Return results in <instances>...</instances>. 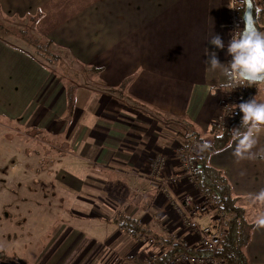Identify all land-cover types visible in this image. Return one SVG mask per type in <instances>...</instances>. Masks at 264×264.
<instances>
[{
	"label": "crops",
	"instance_id": "obj_1",
	"mask_svg": "<svg viewBox=\"0 0 264 264\" xmlns=\"http://www.w3.org/2000/svg\"><path fill=\"white\" fill-rule=\"evenodd\" d=\"M227 6V0H0L7 17L41 14L40 34L68 49L82 67L99 71L89 73L84 83L68 84L0 41V116L34 131L38 143L58 153L64 164L49 180V193L59 191L79 202L82 208L72 211L74 217L95 218L104 232L105 226H117L95 240L61 223L31 264H100L105 257V264H144L163 253V246L149 237L137 239L122 230L118 216L160 238L197 246L183 224L182 199L204 197L184 174L180 157L186 141L178 135L179 126L155 112L183 119L206 137L220 121L227 95L221 85L227 78L222 68L211 70L208 60L212 53L225 67L231 60ZM259 25L264 32V18ZM216 34L224 49L209 43ZM70 85L75 87L71 115ZM249 89L252 99L264 103V84ZM253 138L257 143L243 158L234 154V140L209 162L244 201H261L264 192V131ZM49 204L52 196L44 203ZM39 215L52 218V211L41 214L40 209ZM197 221L210 224L207 216ZM6 257L0 253V264H30L16 257L5 262Z\"/></svg>",
	"mask_w": 264,
	"mask_h": 264
},
{
	"label": "trees",
	"instance_id": "obj_2",
	"mask_svg": "<svg viewBox=\"0 0 264 264\" xmlns=\"http://www.w3.org/2000/svg\"><path fill=\"white\" fill-rule=\"evenodd\" d=\"M253 5V16L256 27L263 20L264 10H260V4L264 0H249ZM246 0H242V15L246 10ZM41 20V14L37 16H6L0 12V41L8 46L17 49L34 59L45 69L60 76L63 81L84 83L87 75L92 72H99L96 68H85L79 65L71 52L47 37L39 33L37 27ZM127 84L124 83L123 87ZM73 89L67 90L70 114L75 109L74 85ZM255 86V85H253ZM123 87L121 96H123ZM119 94V95H120ZM252 100V90L246 84L239 95L240 103ZM156 117L164 122L178 125V135L182 136L186 142L195 144L198 148L196 158L197 170L193 174V181L203 197L216 200L217 214H223V226L225 236L220 243L217 258L223 264H251L247 254V248L252 242L255 225L248 221L246 208L243 206L244 200L234 195L232 186L224 172L213 168L210 165V158L214 154L226 151L234 142L233 129L239 128L242 122L243 113L239 106L234 117L227 118L222 124H215L209 136L204 137L196 134L190 125L183 119H177L164 113H156ZM247 131V127L240 129ZM120 228L137 239L149 237L158 245L163 246L164 251L160 256L151 257L150 264H169L180 254L190 256H206L205 250L189 249L185 250L182 243H175L165 238L156 236L150 228L141 227L138 223L130 220L129 217L118 216L116 221ZM22 264V261H19Z\"/></svg>",
	"mask_w": 264,
	"mask_h": 264
},
{
	"label": "rangeland",
	"instance_id": "obj_3",
	"mask_svg": "<svg viewBox=\"0 0 264 264\" xmlns=\"http://www.w3.org/2000/svg\"><path fill=\"white\" fill-rule=\"evenodd\" d=\"M260 7V10H264L263 4H260ZM228 18L231 29L229 14ZM229 37L230 34L227 44ZM2 118L0 116V212H2V216L0 213V253L6 254L5 262H11L10 259L16 257L31 264L33 259L35 260L36 256L48 246L51 234L52 239L57 236L55 230L61 223L62 226L66 224L81 229L85 234L92 235L95 240L97 237H104L117 227L105 226L104 232L95 218L91 222H85L74 217L72 211H81L82 205L79 202L68 199L59 191L49 193V180L54 177L56 169L64 164L59 163L58 153L54 152L50 145L38 143L34 138V131ZM40 161L43 165H39ZM40 166L41 169L37 172ZM155 177L158 178L157 175ZM38 178L41 179V186L44 189L38 187L40 183ZM51 196L52 206L44 205ZM58 197L63 200L60 204L56 201ZM29 203L32 206H24ZM243 206L247 210L248 221L256 226L253 231V242L251 246L249 245L250 248H247V254L253 263L264 264V227H259L257 224L258 219L264 216V201L245 200ZM40 209L41 214H50L52 211L53 219L49 215L46 218L40 216ZM57 209L60 211L55 212ZM207 218L212 222L214 215L208 214ZM31 222L35 230L33 226L31 227ZM107 258H102L100 264H105Z\"/></svg>",
	"mask_w": 264,
	"mask_h": 264
},
{
	"label": "built area",
	"instance_id": "obj_4",
	"mask_svg": "<svg viewBox=\"0 0 264 264\" xmlns=\"http://www.w3.org/2000/svg\"><path fill=\"white\" fill-rule=\"evenodd\" d=\"M228 14L231 20L230 37L238 36L245 30L244 15H242V0H227ZM232 59V58H231ZM242 85H235L227 88V95L222 106V117L217 124L222 125L227 118L234 117L240 104L239 95ZM198 157V148L195 144L186 142L181 153V162L184 173L193 182V174L197 170L196 158ZM161 171V169H160ZM183 204V224L194 235L197 246L193 249L205 250L208 252L206 256H190L188 254H180L169 264H223L217 258L220 243L225 236V228L223 226V214H217L216 200L204 197L198 201L192 196H185L182 199ZM213 214L214 218L210 224L202 225L198 223L197 218ZM182 243L185 250L192 249L187 242ZM144 264H150V259Z\"/></svg>",
	"mask_w": 264,
	"mask_h": 264
},
{
	"label": "clouds",
	"instance_id": "obj_5",
	"mask_svg": "<svg viewBox=\"0 0 264 264\" xmlns=\"http://www.w3.org/2000/svg\"><path fill=\"white\" fill-rule=\"evenodd\" d=\"M211 45L217 49H224L221 37L216 34ZM227 54L231 56L228 66L218 60L212 53L208 64L211 70L222 68L227 78L221 87L232 88L235 85H260L264 84V32L246 30L238 36H233L227 45ZM239 109L243 113L241 126L233 129V138L237 141L235 155L243 158V153L256 145L257 139L253 134L264 131V103H257L255 99L240 103ZM247 127L246 132L240 129ZM258 199L264 200V192ZM259 227H264V216L257 222Z\"/></svg>",
	"mask_w": 264,
	"mask_h": 264
},
{
	"label": "water",
	"instance_id": "obj_6",
	"mask_svg": "<svg viewBox=\"0 0 264 264\" xmlns=\"http://www.w3.org/2000/svg\"><path fill=\"white\" fill-rule=\"evenodd\" d=\"M246 10L244 13V23H245V30H258L255 25V20L253 16V5L249 0H246ZM259 31V30H258Z\"/></svg>",
	"mask_w": 264,
	"mask_h": 264
}]
</instances>
